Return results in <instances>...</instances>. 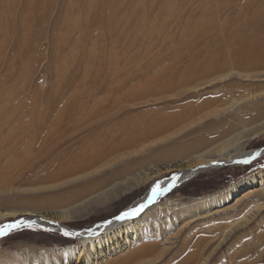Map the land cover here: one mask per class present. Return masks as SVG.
I'll list each match as a JSON object with an SVG mask.
<instances>
[{
	"label": "rangeland",
	"instance_id": "obj_1",
	"mask_svg": "<svg viewBox=\"0 0 264 264\" xmlns=\"http://www.w3.org/2000/svg\"><path fill=\"white\" fill-rule=\"evenodd\" d=\"M263 125L264 0H0V212L19 211L0 226L20 224L0 264L78 255L23 211L103 227L181 171L166 165L244 129L223 158L264 147ZM258 171L264 156L162 192L148 239L97 264H264V176L243 183Z\"/></svg>",
	"mask_w": 264,
	"mask_h": 264
},
{
	"label": "bare ground",
	"instance_id": "obj_2",
	"mask_svg": "<svg viewBox=\"0 0 264 264\" xmlns=\"http://www.w3.org/2000/svg\"><path fill=\"white\" fill-rule=\"evenodd\" d=\"M263 130H264V125L256 129L253 135L257 136ZM247 131L245 129L241 130L234 136L228 138V140L221 142L215 148L208 149L204 152V153H208L209 151L215 152L212 155L217 153V156L219 155V157H217L215 160L206 159L209 156L211 157L212 155L210 154L203 155L204 154L203 153V154L195 155L193 156L194 158H190L187 161H179L177 163L164 166L162 168L163 170L169 171L177 167L178 169L180 168L181 171H178V173L170 176L169 178L156 183L152 188H150L143 195V197L134 204V207L140 204H144L145 206L143 210L139 212L136 216L131 217L130 219L116 220L114 218L110 220V223H108L109 222L108 221L105 224H103L102 225L103 227H94L90 230H79V231L71 230L70 228L61 224V221L68 220L69 219L68 217L70 216V214L73 213V211H70L69 209H67L66 211H63L64 215L62 216L61 215L57 216L55 212H52V211L45 212V213H39L34 210L33 211L32 210L23 211L24 214H27L29 217H31V218H28L27 216L25 221L35 226L52 227L53 229L62 231L63 233L65 232L70 233L71 237L77 238L78 246H80L78 250V255H76L75 257L72 255L71 251H67L66 254H63V257H64L63 260H59L61 261V263L56 262L55 264H94V263L97 264L98 262L102 261L104 258H107V256L114 255L118 252L128 249L130 246H133L135 242L148 239V233L146 231L148 230V228H150L148 227V225L150 224V220L143 219V212H145V208L150 203H152L154 200V199L149 200V197L152 195V189L154 187H159L162 192H167L173 186L183 183L184 181L194 176L195 174L199 173L200 171L210 168L212 166L222 165L224 163H231V164L239 165V164L247 163L256 157L264 156V147H261L258 149H250L247 151L241 150V151L235 152L223 158L222 153L228 150L229 147L236 146V144L239 143V140L242 141L241 137ZM236 137H239V140L233 143L232 141H234ZM195 165L197 166L194 167ZM188 167H193V168L188 169ZM263 176H264V171L256 172L254 176L252 175L243 181L244 186H246V188L249 186L252 187L254 184L258 183V180L261 179ZM135 183H137V181ZM236 192L237 190L233 191V193H236ZM10 193L11 192H9L8 194ZM12 194L13 193H11V195ZM11 195H9V197ZM54 196L55 195L51 194L47 198H49V200L52 201L53 199H55ZM56 196H58V193ZM18 213L19 211L17 210L2 211L0 212V220L3 221L10 216H17ZM66 213L69 215L67 216ZM4 225H7V224H4ZM4 225L0 226V228H2ZM144 226H146V230L145 228H141ZM140 248H144V245H139L129 250L130 255H136L139 252Z\"/></svg>",
	"mask_w": 264,
	"mask_h": 264
},
{
	"label": "snow or ice",
	"instance_id": "obj_3",
	"mask_svg": "<svg viewBox=\"0 0 264 264\" xmlns=\"http://www.w3.org/2000/svg\"><path fill=\"white\" fill-rule=\"evenodd\" d=\"M245 162H247V161H245ZM161 194H162L161 189L159 187H154L152 189V195L149 197V200H153V199H155L157 196H159ZM144 206H145L144 204H140V205H137L136 207L129 208L126 211H122V212H120L119 215L115 216V219L116 220L130 219L131 217H134L139 212H141L143 210ZM108 223H110V221ZM19 226H20L19 222L16 223V224L4 225L2 228H0V235H5V234H7V232L10 229H13V228H16V227H19ZM25 226H28V225H25ZM64 234L65 235H70V233H67V232H65Z\"/></svg>",
	"mask_w": 264,
	"mask_h": 264
}]
</instances>
